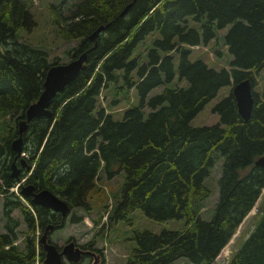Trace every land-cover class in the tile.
<instances>
[{
	"label": "trees",
	"instance_id": "1",
	"mask_svg": "<svg viewBox=\"0 0 264 264\" xmlns=\"http://www.w3.org/2000/svg\"><path fill=\"white\" fill-rule=\"evenodd\" d=\"M64 1L49 4L52 21L62 39L78 41L67 51L69 58L87 52L86 66L51 99V115L28 121L22 145L27 167H22L12 137L41 93L48 67L59 60L50 61L46 50L17 38L19 28L31 31L36 25L24 0H0V118H15L0 138V193L26 176L25 184L47 188L70 208L89 212L88 197L101 172L112 178L123 170L108 222L127 219L134 209L154 220L186 222L184 229L136 230L137 246L124 264H172L180 257L212 264L264 187V167L255 164L264 152V0H72L62 15ZM195 22H201L200 30L191 25ZM100 24L104 28L92 38ZM215 26H227L229 67L191 58V46L211 40ZM244 78L252 83L254 99L248 120L238 113L231 86L213 106L219 121L191 123L221 86ZM118 81L117 89L136 88L139 104L114 119L97 101L103 87ZM158 85L162 89L148 96ZM217 152L222 155L218 199L205 219L199 214L210 193L204 180ZM13 161L20 167L18 178L11 175ZM21 197L13 191L4 196L3 264L40 262L44 250L36 230L49 222L62 225L49 207L25 196L27 206ZM13 208L31 234L22 248L13 243ZM262 209L259 205L260 219L226 264H264Z\"/></svg>",
	"mask_w": 264,
	"mask_h": 264
},
{
	"label": "rangeland",
	"instance_id": "2",
	"mask_svg": "<svg viewBox=\"0 0 264 264\" xmlns=\"http://www.w3.org/2000/svg\"><path fill=\"white\" fill-rule=\"evenodd\" d=\"M60 0H24L27 7L33 14L36 20V25L31 31L19 28L16 32L17 38L32 46L40 47L46 50L49 54L50 61L56 57L59 62H66L70 58L67 51H70L72 46L77 44L76 39L64 40L57 33L58 26L52 21L49 4H56ZM72 0H65L61 11L62 15H66L70 8L68 4ZM198 30L201 29V22L191 23ZM227 30V26L218 28L215 26V36L206 44L199 43L191 46V58H200L207 62L208 65L214 68L229 67L230 53L227 51L226 44L223 43V35ZM99 34V33H98ZM97 37V36H96ZM177 64V60H176ZM117 83H108L107 86L101 89L98 96L97 105L105 107V112L110 113L114 119H120L125 109L139 104V96L136 88L122 87L117 89ZM232 83L223 85L217 91V94L207 101L202 108L192 118L193 125H210L219 121V114L213 111V106L222 100L230 92ZM162 89L161 85L154 87L149 91L148 96L159 92ZM10 120V121H9ZM15 124V118L9 115L0 118V138L5 135L7 126ZM17 124V123H16ZM27 131V130H26ZM25 131V132H26ZM17 136L12 137L14 139ZM24 143V139H23ZM218 157L211 168L209 176L205 178V183L210 188L209 195L201 200V208L199 214L202 218H209L213 213V207L218 199L219 185L218 180L221 175L222 155L217 152ZM12 168V165H11ZM13 168L11 169L12 172ZM124 171H120L112 178H106L101 172L100 177L96 181V186L91 190L88 200L92 206L87 212L80 206L70 208L65 216L64 223L49 232L52 242L57 246H62L66 241L73 239L78 244L89 243V247L101 257L98 264H124L133 256V249L137 246V241L134 238L136 230H151L159 232L162 229H184L186 222L183 218H170L163 221H158L147 217L142 210L134 209L127 215V219H119L118 221L108 222L109 212L114 204L123 182ZM9 187L5 193H0V233L4 232L6 216L3 212V201L6 194L11 191L16 194L19 192L18 187ZM19 194V193H18ZM21 200L28 206L25 196L21 194ZM259 205L264 209V187L255 204L246 214L243 220L238 225L237 229L220 250L212 264H226L233 254L239 248L243 240L253 229L255 224L261 217V211L258 212ZM262 209V210H263ZM12 223L17 221L16 234L17 238L13 241L15 246L22 248L24 238L28 233L23 215L18 208L11 210ZM42 230L38 229L35 232V239L38 242ZM31 235V234H30ZM44 255H42V260ZM42 260L38 259L35 264H41ZM93 256H84L78 263H72L65 259V264H90ZM3 264V263H0ZM172 264H194L187 258L180 257Z\"/></svg>",
	"mask_w": 264,
	"mask_h": 264
},
{
	"label": "water",
	"instance_id": "3",
	"mask_svg": "<svg viewBox=\"0 0 264 264\" xmlns=\"http://www.w3.org/2000/svg\"><path fill=\"white\" fill-rule=\"evenodd\" d=\"M129 4L124 8V12ZM104 28V24H100L92 33L91 37L96 38L98 33ZM87 52L83 51L78 56L69 59L66 62H59L50 65L46 71L43 81V89L37 99L31 102L25 109L24 118L18 121V134L12 139L11 147L20 155L23 145V133L28 129V121L36 116L51 115L50 101L57 92L62 90L67 83L73 80L86 66ZM232 94L235 99L237 111L244 120H248L253 107L252 83L248 78H244L232 85ZM22 167H27L26 161L20 157ZM255 164L264 167V152L255 159ZM11 175L17 177L19 167L12 162ZM20 192L23 195L30 196L33 204L49 207L52 211H57L62 217L61 223H64L65 216L68 214L70 207L67 202L55 195L47 188L36 189L34 184L26 183L21 186ZM54 222L48 223L40 238L39 243L44 250V264H64V257L72 263L80 262L85 254L89 252L76 244L73 239L66 241L60 248L51 241L49 231L54 228ZM99 261V255L95 253L94 260L91 264Z\"/></svg>",
	"mask_w": 264,
	"mask_h": 264
},
{
	"label": "flooded vegetation",
	"instance_id": "4",
	"mask_svg": "<svg viewBox=\"0 0 264 264\" xmlns=\"http://www.w3.org/2000/svg\"><path fill=\"white\" fill-rule=\"evenodd\" d=\"M20 168V167H19ZM19 172H20V169H19ZM51 212H54L56 215V217H61L60 216V213L59 212H57V211H51ZM62 218V217H61ZM56 223H57V221H55ZM78 245H80L82 248H84V249H86V250H89V252H87L86 254H85V256L86 255H88V256H93V258H94V256H95V254L94 253H96L95 252V250L94 249H92L91 247H89V246H83V244H78ZM100 256H99V261H100ZM93 261V260H92ZM91 261V262H92ZM99 263V262H98ZM98 263H96V264H98ZM91 264V263H90Z\"/></svg>",
	"mask_w": 264,
	"mask_h": 264
},
{
	"label": "built area",
	"instance_id": "5",
	"mask_svg": "<svg viewBox=\"0 0 264 264\" xmlns=\"http://www.w3.org/2000/svg\"><path fill=\"white\" fill-rule=\"evenodd\" d=\"M22 154H23V155H26L24 152H22ZM25 177H26V176L21 177V178L15 183V186H14V187H15V188L18 187V185H20V184L25 180ZM12 187H13V186H12ZM12 187H10V188H12Z\"/></svg>",
	"mask_w": 264,
	"mask_h": 264
},
{
	"label": "bare ground",
	"instance_id": "6",
	"mask_svg": "<svg viewBox=\"0 0 264 264\" xmlns=\"http://www.w3.org/2000/svg\"><path fill=\"white\" fill-rule=\"evenodd\" d=\"M15 193V192H14ZM19 193V194H18ZM17 194L19 195V196H21V192L19 191ZM23 195V194H22ZM24 196H28V195H24ZM28 197H30V196H28ZM35 205H37V204H35ZM41 206V205H40Z\"/></svg>",
	"mask_w": 264,
	"mask_h": 264
}]
</instances>
